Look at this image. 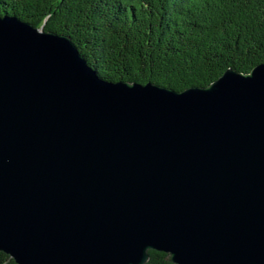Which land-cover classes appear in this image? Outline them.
<instances>
[{"label": "water", "instance_id": "water-1", "mask_svg": "<svg viewBox=\"0 0 264 264\" xmlns=\"http://www.w3.org/2000/svg\"><path fill=\"white\" fill-rule=\"evenodd\" d=\"M264 264V62L205 86L100 77L0 16V251L17 264Z\"/></svg>", "mask_w": 264, "mask_h": 264}, {"label": "trees", "instance_id": "trees-1", "mask_svg": "<svg viewBox=\"0 0 264 264\" xmlns=\"http://www.w3.org/2000/svg\"><path fill=\"white\" fill-rule=\"evenodd\" d=\"M15 16L71 37L106 80L205 86L264 62V0H0ZM145 264H174L149 250ZM0 264H17L0 251Z\"/></svg>", "mask_w": 264, "mask_h": 264}]
</instances>
